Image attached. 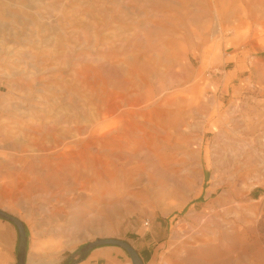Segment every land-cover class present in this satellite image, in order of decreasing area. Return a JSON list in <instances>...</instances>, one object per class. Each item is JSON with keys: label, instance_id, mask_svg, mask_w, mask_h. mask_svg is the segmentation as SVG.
<instances>
[{"label": "rangeland", "instance_id": "374dc122", "mask_svg": "<svg viewBox=\"0 0 264 264\" xmlns=\"http://www.w3.org/2000/svg\"><path fill=\"white\" fill-rule=\"evenodd\" d=\"M86 69L106 82L83 83L77 71ZM150 93L174 95L159 133L167 143L161 175L146 163L149 171L132 182V135L102 150L88 139L98 157L86 154L79 163L43 161L37 150L27 151L41 173L32 181L36 189H17L12 181L15 199H0V209L24 223L26 264H64L96 238L126 241L138 255L151 242L142 264L172 263L171 228L189 229L185 215L217 197L206 196L212 170L204 155L216 157L235 138L219 115L228 113L237 135L264 156L257 144L264 143V0H0V126L36 118L55 119L59 132L101 121L113 126L109 101L132 121L129 101ZM12 143L22 154L26 143L19 137ZM252 167L222 175L218 194L235 200L210 212L232 207L231 220L235 207L256 206V232L246 235L241 262L264 264V164ZM0 173L12 179L3 158ZM98 173L105 191L85 204L90 192L81 186L95 185ZM84 212L99 218L100 228L87 231ZM0 220V264H16V228ZM89 256L91 264H132L115 245L91 250L79 264H89Z\"/></svg>", "mask_w": 264, "mask_h": 264}, {"label": "bare ground", "instance_id": "6f19581e", "mask_svg": "<svg viewBox=\"0 0 264 264\" xmlns=\"http://www.w3.org/2000/svg\"><path fill=\"white\" fill-rule=\"evenodd\" d=\"M77 76L85 84L89 83L91 77L93 78L91 84L106 82L92 69L78 70ZM108 96L111 98L112 94H108ZM173 100L172 93L133 96L129 101L132 105V121L119 112L117 104L109 101L106 112L116 121L115 125L112 126L106 121H101L99 125H94L90 129L84 124H77L71 130L63 129L59 132L54 125L56 124L55 119H52L51 122H43L44 119L41 118H36L34 122L5 121L0 126V148L7 149V151L0 153V159L3 158L4 166L12 179L7 180L0 173V199L13 201L16 197L15 189L12 188L14 185L17 189L21 187L36 189L32 181L38 179L41 173L31 159V155H26L28 150H37L43 159L38 156L43 161L53 157L60 162L79 163L85 161L86 154L98 157L97 152L91 153L89 150L88 139H92L93 145L98 147V150H102L108 148L117 139L128 138L132 135V182L140 177L142 172L149 171L148 166H145L146 163H149L155 174L161 175L160 164L163 161L161 154L167 143L163 141L164 137L159 133L163 130L161 122L167 111L164 108L170 106ZM218 120L224 125L225 134L233 133L235 138L222 143L219 147L220 151L215 152L216 157L211 158L209 151H206L204 155L206 166L212 170L209 181L211 186L206 191V196L209 197L212 193H216L217 197L211 200L205 208L195 212L189 211L185 215L184 219L189 221V229L179 223L171 228L167 240L171 246V264H242L241 252L244 249L246 235L256 232L259 212L254 205L235 207L232 211L233 216H230L231 220L229 213L232 207L215 211L213 214L210 212V208L215 203L217 207H221L233 199L232 195L218 194V190L223 187L222 179H220L222 175L231 172L232 169L238 170L244 167L247 168L246 172L249 174L256 168L249 169L248 165H253L256 161L258 165L264 164V156H260L256 143L253 142V145L251 142H247L244 137L237 135L235 127L230 126L231 117L228 113L220 114ZM260 123L264 124V121ZM251 128L254 131L255 124H252L249 130ZM18 137L26 143L21 148L23 153L20 155L13 152L15 144L13 145L12 142L18 141ZM257 144L261 145V150L264 151V143L259 141ZM113 152L111 153L114 154ZM253 155L254 160L252 159ZM148 160H151L152 163ZM101 175L99 173L96 175L98 180L91 188L86 185L81 186L90 192L83 198V203H93L98 196L103 195L105 190L102 187ZM44 180H48V177L45 176ZM12 181L14 185L11 186ZM180 206L182 203L177 207ZM87 212H84L82 216L85 219L84 224L87 225L86 230L94 231L96 227L100 228L99 218L86 219ZM98 214L94 217H97ZM90 215H93L92 209ZM74 221L78 222L79 219L76 217ZM0 237H5L1 230Z\"/></svg>", "mask_w": 264, "mask_h": 264}, {"label": "water", "instance_id": "95a60500", "mask_svg": "<svg viewBox=\"0 0 264 264\" xmlns=\"http://www.w3.org/2000/svg\"><path fill=\"white\" fill-rule=\"evenodd\" d=\"M0 218L8 221L15 226L18 235V248L16 253V264H26V254H27V234L24 223L11 213H8L0 209ZM115 245L125 249L131 257L132 264H142V260L138 253L132 248V246L123 240L115 238H96L95 240L86 242L83 246L79 248V257L71 258L67 260L64 264H79L84 261L88 253L101 246Z\"/></svg>", "mask_w": 264, "mask_h": 264}, {"label": "crops", "instance_id": "0c3cea01", "mask_svg": "<svg viewBox=\"0 0 264 264\" xmlns=\"http://www.w3.org/2000/svg\"><path fill=\"white\" fill-rule=\"evenodd\" d=\"M0 222H1V220H0ZM150 244H151V242L149 244H147V246H145V247H143V248H141L139 250V255H140V258L143 260V262H144V260L147 258L148 254H149ZM88 261H89L88 263L91 264L92 259H91L90 256L88 257Z\"/></svg>", "mask_w": 264, "mask_h": 264}]
</instances>
